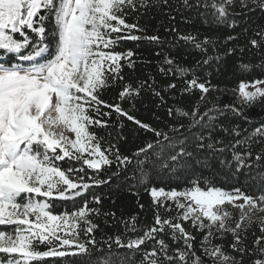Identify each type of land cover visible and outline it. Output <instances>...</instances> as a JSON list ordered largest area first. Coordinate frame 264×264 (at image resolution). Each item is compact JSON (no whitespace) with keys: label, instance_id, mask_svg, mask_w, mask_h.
Returning <instances> with one entry per match:
<instances>
[{"label":"snow or ice","instance_id":"obj_1","mask_svg":"<svg viewBox=\"0 0 264 264\" xmlns=\"http://www.w3.org/2000/svg\"><path fill=\"white\" fill-rule=\"evenodd\" d=\"M160 2L168 4V0ZM237 2L241 9L264 11V0H195L194 4L184 0V6L197 11L203 8L201 16L235 27L234 17L242 14L232 11ZM138 6L152 5L148 0H0V264H264V218L252 216L254 210L264 211V191L254 198L239 187L224 190L196 171L198 167L210 169L213 161H218L230 171L234 168L232 175L246 169V178L264 189V147L255 155L252 150L254 144H264V123L251 135L225 144L213 136L217 127L229 131L215 123L217 117L210 115L214 109L201 113L198 106L191 112L168 108L172 123L161 121L164 126L157 127L130 115L120 103L100 99L105 88L124 80L122 61H128V67L134 64L131 50H114L120 41L160 40L155 35L133 34L144 29L138 23L126 22L125 9L138 11ZM256 36L260 39L249 42L259 48L264 31ZM180 38L201 49L211 43L207 38L196 42L191 35ZM233 51L228 49V54ZM10 54L15 55L9 58ZM164 62L169 65L161 69L165 75L172 73L179 79L193 74L185 80L182 93L198 88L202 100L210 91L207 83L198 82L193 69H185L172 59ZM241 67L248 70L250 66ZM260 85L264 80L251 84L241 81L239 98L248 105L264 104V87ZM120 87L118 99L129 102L132 108L144 91L159 99L156 107L166 104L164 95L148 80ZM176 87L170 83L163 91ZM225 110L243 115L233 105L215 111L224 115ZM113 112L152 136L131 156L91 131L93 127H110L104 117ZM230 134L240 135L235 130ZM117 139L123 137L118 133ZM133 162V175L125 180L137 181L129 190L141 185L150 192L153 224L139 225L133 215L130 220L121 219L122 232L98 241L94 233L99 225L91 217L101 213L89 207L85 193L112 183ZM114 163L117 170L101 179L99 173ZM153 174L193 179L184 190L166 191L149 187ZM90 194L99 204L100 197ZM57 202H71L72 210L65 207L55 214ZM228 206L240 210L238 218ZM162 211L175 214L162 215ZM103 215L115 218V213ZM188 221L201 233L199 248L196 236L184 227L183 222ZM253 225L261 234L252 232L254 239L249 245ZM227 235L232 237L230 251L223 244Z\"/></svg>","mask_w":264,"mask_h":264},{"label":"trees","instance_id":"obj_2","mask_svg":"<svg viewBox=\"0 0 264 264\" xmlns=\"http://www.w3.org/2000/svg\"><path fill=\"white\" fill-rule=\"evenodd\" d=\"M152 6L145 8L139 7L138 11L125 9L128 12L126 16L127 23H138V26L144 29V32L133 31V34L144 36H158L159 42H150L147 39L138 41L122 40L119 46L114 50L118 52H127L131 50L134 55L131 58L134 61L132 67H128V61H122L124 67L122 75L124 80L118 81L116 87L105 88L100 94V99L109 104L120 103L122 108L128 110L130 115L144 122L152 123L153 126L163 127L161 121L172 123L170 117L167 116V109L181 107L189 112L194 106H198L201 113L208 109H214L210 115L217 117L215 123L223 125L229 131L226 133L217 127L213 136L215 139L223 140L225 144L235 139H242L254 133L257 127L264 123V106L253 103L248 105L241 103L236 96L231 95L227 91L238 90L241 81L251 83L257 79L264 80V43L261 47L254 48L250 44V40L260 38L256 36L259 31H264V11L255 9H241L239 3L232 9L233 12L242 13L234 17L237 24L235 27L214 22L211 16L205 18L199 12L204 9L189 8L184 6V0H168V4L164 5L160 0H148ZM189 3L194 4L195 0H189ZM251 7V6H250ZM175 29V31H173ZM247 29V31H245ZM30 35L31 34L29 33ZM191 35L196 38V42H203L207 38L211 43L204 46L203 49L196 48L193 41H185L182 36ZM233 36L236 39L229 40L228 37ZM16 38L21 39L17 34ZM228 49H235L231 54H228ZM212 57L208 64H203L205 59ZM219 57V60L216 59ZM172 59L176 64L185 69H193L198 82L207 83L210 91L203 94L201 100V91L196 88L190 92L182 93L181 90L186 87L185 80L192 78V73L189 72L186 77L177 78L172 73L165 75L161 69H168L169 65L164 61ZM248 64V70H244L241 65ZM151 77V79H149ZM141 80H148L154 88L161 91L164 95L166 104L161 107H156L159 99L151 95L150 92H141L142 99L135 102V108L127 101L118 99V93L121 90L122 83H128L136 86ZM175 83L176 89L164 92L163 89L168 84ZM218 90H223L218 93ZM224 105H233L239 109L243 115H236L231 111L225 110L224 115H219L218 109H222ZM102 111H108L102 107ZM156 116L161 119L157 121ZM248 117V119H245ZM110 121V127L99 128L93 127L91 131L98 136L104 137L105 141L116 144L121 153L131 156L136 151L138 146H142L145 140L152 139L151 134H146L138 130V126L133 121L127 120L126 117H119L113 112L111 117H104ZM184 123H188L186 118H181ZM233 130L240 133L239 136H234L230 133ZM109 133L111 135L109 136ZM120 134L123 139H117V134ZM221 145H218L220 147ZM264 144H254L253 154L255 155ZM253 155V158H254ZM228 159H231V152L227 153ZM67 167V165H63ZM134 162L127 166V170L122 172L119 178H113L112 183L95 186L85 193L90 201V208H98L100 215L91 217L93 222L99 225L94 235L99 241L102 238L107 239L108 236H114L122 232L123 224L121 219L130 220L133 215L138 217L139 225L153 224V208L150 192L145 190L144 186L138 185L136 188L129 190L130 185L136 184V180L128 179L131 177L134 170ZM116 164L111 168L105 167L104 171L99 173L101 179H106L108 175L115 172ZM89 175H93V170H87ZM197 175L203 174L204 177L212 178L215 186L224 190L231 191L234 187H239L248 195L257 197L264 189H260L254 182L246 178V169H242L237 175H232L233 170L222 167L218 161H213L210 169L197 168ZM87 180V177H85ZM193 177H180L168 175L153 174L150 178L149 187L164 188L167 190H184L191 186L190 181ZM119 185V187H117ZM203 187V181H201ZM90 193H94L100 197V203L96 204ZM78 200L80 198H77ZM171 203V202H169ZM140 205H144L143 210ZM65 207L71 211V202H57V206L53 209L55 214L62 213ZM236 218L239 217V209L228 206ZM115 213V218L105 216L103 213ZM162 215H174L175 213H164ZM184 227L196 236L197 248H199V240L201 233H198L191 225V222H183ZM252 232L260 235L259 227L253 225L249 231V245H251ZM87 239V237H82ZM167 239V238H166ZM231 235H227L223 241L226 251H230L228 243L231 241ZM171 244V240H168ZM219 243V241H217ZM116 246L113 245V248ZM41 250L43 246H41ZM123 251V250H121ZM56 258H46L48 261H53ZM139 259V257H137Z\"/></svg>","mask_w":264,"mask_h":264},{"label":"rangeland","instance_id":"obj_3","mask_svg":"<svg viewBox=\"0 0 264 264\" xmlns=\"http://www.w3.org/2000/svg\"><path fill=\"white\" fill-rule=\"evenodd\" d=\"M15 54H10V57L11 56H14ZM248 84H251V83H248ZM261 87H264V85H260ZM248 90H254L253 88L249 87ZM223 91V90H222ZM221 90H218L217 92L218 93H221L222 92ZM224 92H228L230 93L231 95H234L237 97L238 100L241 101V103H245L242 99L239 98V94H238V90H232V91H227L226 89L224 90ZM258 105H262L264 106V104L262 103H258ZM243 201H238L237 203H242ZM252 216H253V219H256V218H264V211H256L254 210L253 213H252ZM0 227H3V226H0Z\"/></svg>","mask_w":264,"mask_h":264}]
</instances>
